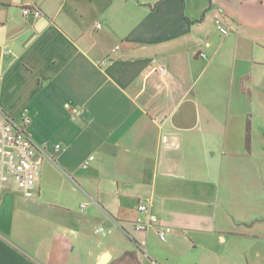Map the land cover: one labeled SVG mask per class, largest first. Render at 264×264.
Returning <instances> with one entry per match:
<instances>
[{"label":"crops","instance_id":"crops-1","mask_svg":"<svg viewBox=\"0 0 264 264\" xmlns=\"http://www.w3.org/2000/svg\"><path fill=\"white\" fill-rule=\"evenodd\" d=\"M0 41V119L51 156L33 237L0 190V264H264V0H0Z\"/></svg>","mask_w":264,"mask_h":264},{"label":"built area","instance_id":"built-area-1","mask_svg":"<svg viewBox=\"0 0 264 264\" xmlns=\"http://www.w3.org/2000/svg\"><path fill=\"white\" fill-rule=\"evenodd\" d=\"M23 11L25 15L34 14L39 16L42 14L40 9L25 8ZM215 21L220 32L224 35L227 34L228 29L224 26L221 17H217ZM0 47H3L1 41ZM6 52L10 53L12 50L6 48ZM152 66L156 71L166 73V67L158 60L153 59ZM0 111H2L1 108ZM30 123L31 118L28 115L21 119L8 116L0 119V190L3 184L6 183L12 185L25 197L34 198L39 192L41 160L46 156L50 158L51 156L48 155L46 148L37 144L29 134L28 127ZM56 147L61 149L59 144ZM93 159L94 156H90L83 163V166L87 167ZM84 207L85 205H83ZM137 209V218L132 223L136 231H147L159 223L158 216L151 212L148 203L141 202ZM98 230L101 233H106L103 227ZM158 234L161 240H167L166 229L158 228Z\"/></svg>","mask_w":264,"mask_h":264},{"label":"rangeland","instance_id":"rangeland-1","mask_svg":"<svg viewBox=\"0 0 264 264\" xmlns=\"http://www.w3.org/2000/svg\"><path fill=\"white\" fill-rule=\"evenodd\" d=\"M16 196H19L18 202L12 206V209H15L13 212L15 214L13 222L15 226V233H21L27 237H33L36 230L34 229L36 218L31 215L33 210L32 198H27L20 194H17Z\"/></svg>","mask_w":264,"mask_h":264},{"label":"water","instance_id":"water-1","mask_svg":"<svg viewBox=\"0 0 264 264\" xmlns=\"http://www.w3.org/2000/svg\"><path fill=\"white\" fill-rule=\"evenodd\" d=\"M109 256V254H107V255H105L104 257H103V260L101 261V264H103V263H105L106 262V258Z\"/></svg>","mask_w":264,"mask_h":264},{"label":"trees","instance_id":"trees-1","mask_svg":"<svg viewBox=\"0 0 264 264\" xmlns=\"http://www.w3.org/2000/svg\"><path fill=\"white\" fill-rule=\"evenodd\" d=\"M248 133H249L248 135H250V126L248 127Z\"/></svg>","mask_w":264,"mask_h":264}]
</instances>
